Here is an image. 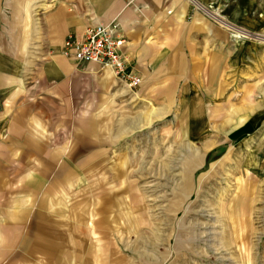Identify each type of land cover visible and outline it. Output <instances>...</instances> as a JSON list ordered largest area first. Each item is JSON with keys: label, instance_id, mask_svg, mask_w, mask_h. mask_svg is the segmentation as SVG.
<instances>
[{"label": "rangeland", "instance_id": "1", "mask_svg": "<svg viewBox=\"0 0 264 264\" xmlns=\"http://www.w3.org/2000/svg\"><path fill=\"white\" fill-rule=\"evenodd\" d=\"M200 9L212 21L210 9ZM222 21L219 51L205 22L203 50L188 52L192 67L179 70L173 55L146 95L138 91L140 77L129 88L112 72L77 62L96 67L93 74L101 80L92 84L93 115L100 85L106 83L109 93L111 85L133 91V99L118 100L128 123L123 132L107 131L102 148L93 141L95 161L77 155L90 179L73 229L79 238L92 236L96 255L107 251L108 264H264V45L250 34L228 40L237 32ZM213 53L219 54L218 74L210 68ZM234 110L236 119L244 110L259 119L247 122V114L253 127L236 135L244 124L231 130ZM195 119L204 125L198 136L191 133ZM76 136L72 132L71 142ZM101 204L107 208V244L96 227Z\"/></svg>", "mask_w": 264, "mask_h": 264}, {"label": "crops", "instance_id": "2", "mask_svg": "<svg viewBox=\"0 0 264 264\" xmlns=\"http://www.w3.org/2000/svg\"><path fill=\"white\" fill-rule=\"evenodd\" d=\"M200 8L210 9L212 21ZM114 20L128 69L141 78L138 91L146 95L163 79L160 72L173 55L179 70L191 66L188 52L203 50L205 22L218 51L220 20L254 40L264 38V0H0V264H99L101 257L108 264L107 251L96 255L92 236L79 238L73 229L77 201L90 179L77 155L93 162V141L102 148L107 131L123 132L118 100L133 91L111 85L109 93L106 83L100 85L99 112L93 115L92 84L101 83L96 67H81L61 49L69 35L82 36L88 27ZM234 37L243 36L228 34V40ZM219 66V54L213 53L211 72L218 74ZM244 111L238 119L236 110L229 112L235 116L231 130L244 124L236 135L259 119L253 110ZM193 122L191 133L198 136L203 122ZM72 132L77 136L71 142ZM106 210L101 204L96 227L107 244Z\"/></svg>", "mask_w": 264, "mask_h": 264}, {"label": "built area", "instance_id": "3", "mask_svg": "<svg viewBox=\"0 0 264 264\" xmlns=\"http://www.w3.org/2000/svg\"><path fill=\"white\" fill-rule=\"evenodd\" d=\"M120 29L117 20L90 26L82 36L69 35L61 54L67 59L94 64L110 71L127 87L134 88L139 85L140 78L128 69L122 53L124 40L120 35ZM233 30L242 33L243 37L250 36L244 30ZM258 39L264 42L263 37Z\"/></svg>", "mask_w": 264, "mask_h": 264}]
</instances>
